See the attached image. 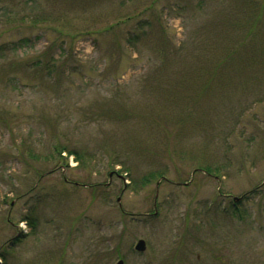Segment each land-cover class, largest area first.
I'll list each match as a JSON object with an SVG mask.
<instances>
[{
  "label": "rangeland",
  "instance_id": "obj_1",
  "mask_svg": "<svg viewBox=\"0 0 264 264\" xmlns=\"http://www.w3.org/2000/svg\"><path fill=\"white\" fill-rule=\"evenodd\" d=\"M236 3L0 0V264H264V87L190 70Z\"/></svg>",
  "mask_w": 264,
  "mask_h": 264
},
{
  "label": "trees",
  "instance_id": "obj_2",
  "mask_svg": "<svg viewBox=\"0 0 264 264\" xmlns=\"http://www.w3.org/2000/svg\"><path fill=\"white\" fill-rule=\"evenodd\" d=\"M234 12L219 13L215 23L207 27L203 42L198 49L193 50L194 65L190 67L198 80L204 83L200 92L215 90L221 83H231L238 86L264 87V13L262 4L257 0H236ZM131 41V39H129ZM163 48V44L160 45ZM159 49H162V48ZM162 52V51H160ZM199 76V77H198ZM258 88V87H257ZM256 88V91L260 89ZM264 96V94H262ZM190 99L187 105V117L192 115ZM58 159H65L63 154L74 156L76 162L84 160L86 153L81 154L60 143L52 147ZM83 157V159H82ZM206 171H210L206 169ZM162 177L159 174L160 178ZM156 174L150 173L143 179L142 185L156 179ZM234 207H236L234 205ZM233 216L242 218L239 210H233Z\"/></svg>",
  "mask_w": 264,
  "mask_h": 264
},
{
  "label": "water",
  "instance_id": "obj_3",
  "mask_svg": "<svg viewBox=\"0 0 264 264\" xmlns=\"http://www.w3.org/2000/svg\"><path fill=\"white\" fill-rule=\"evenodd\" d=\"M240 199L239 198H234V201L235 202H238ZM119 203L121 201L120 198H118L117 200ZM157 213V211L155 212V214ZM147 250V244L144 240H139L136 245H135V251L138 253V254H143L145 253ZM117 264H125L123 260H120L117 262Z\"/></svg>",
  "mask_w": 264,
  "mask_h": 264
},
{
  "label": "flooded vegetation",
  "instance_id": "obj_4",
  "mask_svg": "<svg viewBox=\"0 0 264 264\" xmlns=\"http://www.w3.org/2000/svg\"><path fill=\"white\" fill-rule=\"evenodd\" d=\"M149 215H151V216H152V214H149Z\"/></svg>",
  "mask_w": 264,
  "mask_h": 264
}]
</instances>
